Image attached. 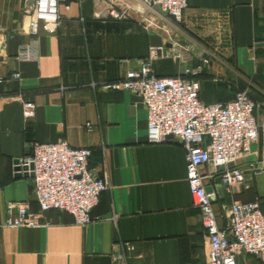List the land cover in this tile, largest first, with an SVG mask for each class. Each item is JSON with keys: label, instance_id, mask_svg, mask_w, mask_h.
<instances>
[{"label": "crops", "instance_id": "crops-1", "mask_svg": "<svg viewBox=\"0 0 264 264\" xmlns=\"http://www.w3.org/2000/svg\"><path fill=\"white\" fill-rule=\"evenodd\" d=\"M29 5L0 0V40L6 38L0 43V264H205L202 216L187 182L184 148L174 141L148 143L141 98L103 86L139 70L150 47L165 45L187 49L193 59H156L157 76L202 68L188 78L199 81L205 104L230 101L240 91L251 96L259 138L231 165L243 171L244 182L228 189L216 167L202 168L219 226L226 227L234 202L264 197V0H187L181 23L139 0H59V26L49 32L41 24L37 36L29 33ZM126 7L127 19L110 18V9ZM32 42L37 59L20 60V49ZM26 100L36 104L30 121L23 117ZM35 141L91 150L90 169L109 189L88 226L51 210L43 227H3L8 202L39 211L32 178L13 171ZM127 242L131 252L121 246ZM121 255L123 262L116 260ZM236 262L262 264L245 253Z\"/></svg>", "mask_w": 264, "mask_h": 264}, {"label": "built area", "instance_id": "built-area-1", "mask_svg": "<svg viewBox=\"0 0 264 264\" xmlns=\"http://www.w3.org/2000/svg\"><path fill=\"white\" fill-rule=\"evenodd\" d=\"M145 7L156 9L164 17L181 23L187 0H139ZM30 5L29 33L37 36L41 24L49 32L59 26L61 14L59 0H26ZM109 16L125 20L129 7L110 9ZM149 27V25H147ZM2 38L0 43H4ZM35 42L24 45L18 54L20 60H36ZM174 57L185 62L193 59L187 49L152 46L148 59L137 71H129L104 89L128 91L141 98L147 109V141L159 144L174 141L185 150L187 182L196 206L201 211L202 227L206 241L205 264H237L236 257L248 254L264 264V197L250 203L234 202L226 227L218 223L213 193L207 192L202 168L206 165L224 167L219 175L228 189H236L244 182L242 170L231 165L250 153L251 146L259 138L260 125L255 117L257 103L243 91L235 98L215 104H205L200 99V83L188 78L202 72V68L186 69L184 75L159 77L152 63L159 58ZM208 65L209 58L203 59ZM20 79V74L12 75ZM36 116V104L24 101L23 117L30 121ZM90 127V123L87 124ZM208 139V143H205ZM88 148H73L67 142H33L29 154L15 160L16 176L32 178L39 211L32 212L27 202H8L5 207L4 228H40L45 225V213L51 210L64 211L74 218L79 227L94 221L93 211L99 205L102 194L109 189L106 179L95 176L89 160ZM122 248L131 252V243ZM126 256L117 257L125 261Z\"/></svg>", "mask_w": 264, "mask_h": 264}, {"label": "water", "instance_id": "water-1", "mask_svg": "<svg viewBox=\"0 0 264 264\" xmlns=\"http://www.w3.org/2000/svg\"><path fill=\"white\" fill-rule=\"evenodd\" d=\"M217 170H218V172L220 173V172L224 171V167H223V166H221V167H217ZM24 177H28V175H25ZM222 181H223V179L220 177V178L218 179V182H222ZM206 189H207V192H208V193H212V192H213V188L210 187V186H207Z\"/></svg>", "mask_w": 264, "mask_h": 264}]
</instances>
